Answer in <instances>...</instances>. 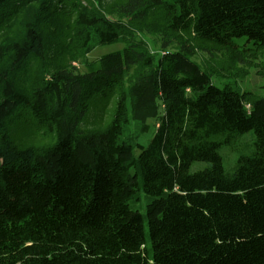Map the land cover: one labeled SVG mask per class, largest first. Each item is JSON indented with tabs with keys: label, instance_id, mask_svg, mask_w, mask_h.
<instances>
[{
	"label": "trees",
	"instance_id": "16d2710c",
	"mask_svg": "<svg viewBox=\"0 0 264 264\" xmlns=\"http://www.w3.org/2000/svg\"><path fill=\"white\" fill-rule=\"evenodd\" d=\"M199 51L264 72V0H0V264H264V93Z\"/></svg>",
	"mask_w": 264,
	"mask_h": 264
},
{
	"label": "rangeland",
	"instance_id": "374dc122",
	"mask_svg": "<svg viewBox=\"0 0 264 264\" xmlns=\"http://www.w3.org/2000/svg\"><path fill=\"white\" fill-rule=\"evenodd\" d=\"M147 40L150 44V49L152 54H160L161 53V41L159 37L147 36ZM123 46L119 44L115 45H108L102 46L97 48L90 56V61H96L101 56L112 53L121 49ZM193 60L198 63L202 70L207 72L213 81L214 84L218 86H224L229 84L235 89L240 91H252L258 94L264 93V72L262 69V65L260 61L252 62V63H239L232 54H228L226 52H213V53H206L199 51L196 53ZM77 69L81 72H85L86 69L78 64H74ZM151 125H154V121H149ZM85 122L83 123V128H87L84 126ZM133 128V123L130 124ZM29 130L22 126L20 130V134L23 136L27 134ZM153 135V132L150 133L147 137H144L143 140L150 139ZM252 136L251 134H247L237 140L236 144L240 146H244V149L249 148L248 146L252 143ZM249 150V149H248ZM248 150H245L247 152ZM221 155L224 159V167L227 173H230L234 166L237 159V154L232 152L229 147H223L221 149ZM208 165L203 162H196L192 167V171L201 170L206 168ZM140 202L138 203L139 209H143L146 205V198L143 193L139 194Z\"/></svg>",
	"mask_w": 264,
	"mask_h": 264
}]
</instances>
